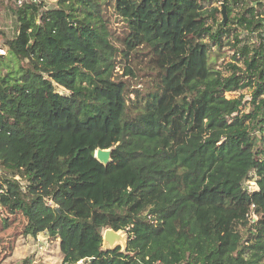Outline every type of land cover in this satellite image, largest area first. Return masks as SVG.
<instances>
[{
    "label": "trees",
    "instance_id": "1",
    "mask_svg": "<svg viewBox=\"0 0 264 264\" xmlns=\"http://www.w3.org/2000/svg\"><path fill=\"white\" fill-rule=\"evenodd\" d=\"M2 12L15 36L0 30V231L20 215L22 235L59 240L62 264H263L264 0ZM246 88L247 111L225 96ZM97 148L112 149L107 165ZM106 228L125 231V250L102 248Z\"/></svg>",
    "mask_w": 264,
    "mask_h": 264
},
{
    "label": "rangeland",
    "instance_id": "2",
    "mask_svg": "<svg viewBox=\"0 0 264 264\" xmlns=\"http://www.w3.org/2000/svg\"><path fill=\"white\" fill-rule=\"evenodd\" d=\"M56 0L47 1L48 7L53 8L55 6ZM204 4L208 6V2L204 1ZM211 6H220L218 1L211 3ZM221 10V7H220ZM234 14V12L226 11V21ZM218 18L222 19L221 12L218 13ZM114 27L121 26V22H113ZM0 30H2L7 38H12L15 36V29L13 18L9 12H2L0 14ZM2 38V36H1ZM0 38V45L4 46L3 40ZM215 49V48H214ZM220 57L216 59V64L219 68L225 70V63L231 60L232 50L227 45L221 48ZM116 71L122 74L123 78H128V75L123 74V69L121 63L119 62L116 67ZM136 72V71H135ZM138 76H141V71L136 72ZM133 78L131 84L133 86L142 87L143 83H138L139 78ZM141 82V81H139ZM55 90L59 93L68 94L63 87L56 86ZM240 94L244 96L245 105H243V110H248V101L250 99L251 89H243L241 91L226 92L225 96L227 98L238 97ZM249 192L258 191V187L254 182V179L245 182ZM253 204L248 206V209H252ZM5 211L1 212L3 215ZM0 215V216H1ZM253 220H256L254 214L251 215ZM24 219L19 215L17 220L11 225L8 230L0 231V264H62V256L59 249V240L52 238L47 232H40L36 236L21 234L20 230L22 228ZM124 233L125 231L121 230ZM121 250H123L124 245L119 243ZM105 248L104 243L102 248ZM77 264H83L78 262ZM264 264V262H263Z\"/></svg>",
    "mask_w": 264,
    "mask_h": 264
},
{
    "label": "water",
    "instance_id": "3",
    "mask_svg": "<svg viewBox=\"0 0 264 264\" xmlns=\"http://www.w3.org/2000/svg\"><path fill=\"white\" fill-rule=\"evenodd\" d=\"M221 15H222L221 22L224 23L226 20V8L224 5H222L221 7ZM111 151H112L111 148H106V149L97 148L94 152V156L100 163L107 165L111 160L110 158ZM126 242H127V238H125L124 233L121 230L115 231L112 228L104 229L102 235V245L104 243L105 248L103 247V249H107V248L112 249L118 246L119 243H121L124 245L123 250H125Z\"/></svg>",
    "mask_w": 264,
    "mask_h": 264
},
{
    "label": "built area",
    "instance_id": "4",
    "mask_svg": "<svg viewBox=\"0 0 264 264\" xmlns=\"http://www.w3.org/2000/svg\"><path fill=\"white\" fill-rule=\"evenodd\" d=\"M27 0H15V4L17 5H22L26 2ZM28 1H33L36 2L40 5H42V7L47 8V1H52V0H28ZM263 36H264V21H263ZM7 52V49L5 46L0 45V56H5ZM81 262V261H80Z\"/></svg>",
    "mask_w": 264,
    "mask_h": 264
}]
</instances>
